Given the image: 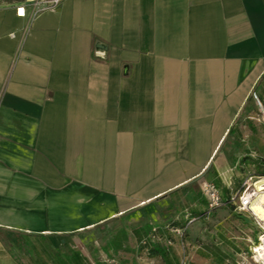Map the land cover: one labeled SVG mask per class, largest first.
<instances>
[{"label":"crops","instance_id":"0c3cea01","mask_svg":"<svg viewBox=\"0 0 264 264\" xmlns=\"http://www.w3.org/2000/svg\"><path fill=\"white\" fill-rule=\"evenodd\" d=\"M24 1L0 0V264L148 255L155 227L157 263L256 264L229 198L264 173V0Z\"/></svg>","mask_w":264,"mask_h":264},{"label":"built area","instance_id":"2783aa9c","mask_svg":"<svg viewBox=\"0 0 264 264\" xmlns=\"http://www.w3.org/2000/svg\"><path fill=\"white\" fill-rule=\"evenodd\" d=\"M63 0H26L18 7L21 14L25 15L28 8L34 13H42L47 11H55L59 8ZM202 191L208 201V214L213 213L224 202L222 189L214 181H204ZM261 195H264V175L256 173H248L243 181L240 190L232 194L229 201L235 206V210L239 213H247L255 220L260 229V234L256 241H253L249 247L251 260L256 264H264V220L259 218L254 212L252 203ZM173 231L180 232L179 229L171 228ZM153 241H161L164 237L161 235L158 227L153 228L151 235ZM106 261L108 259H105Z\"/></svg>","mask_w":264,"mask_h":264},{"label":"rangeland","instance_id":"374dc122","mask_svg":"<svg viewBox=\"0 0 264 264\" xmlns=\"http://www.w3.org/2000/svg\"><path fill=\"white\" fill-rule=\"evenodd\" d=\"M212 172L210 169H208V171L206 172V176L205 178L204 175L201 177V180H212L215 183H217L220 187L222 185L221 181L219 179H215L212 177ZM212 177V178H211ZM236 222L238 224H241L244 222L243 218H237ZM151 233V231H150ZM170 239V238H169ZM169 239L166 240H155L154 242L157 244L162 245L165 248H168V246H170L171 244L168 243ZM127 245H129L126 242ZM106 251V250H105ZM106 254H104L105 259H108L107 261L104 260V258L101 257L100 255V262H98V264H165L164 261H161L160 263H157L156 261H154L152 259V257L146 255V253L142 252L141 249L136 250V248L133 250L131 249H127V248H115L114 251H106ZM183 251L180 250V261L177 260V264H188V263H193L188 257L187 255L184 257L183 255ZM181 255V256H180ZM183 256V257H182ZM145 259V261H144ZM206 264H218L217 260H212L210 262H206Z\"/></svg>","mask_w":264,"mask_h":264},{"label":"trees","instance_id":"16d2710c","mask_svg":"<svg viewBox=\"0 0 264 264\" xmlns=\"http://www.w3.org/2000/svg\"><path fill=\"white\" fill-rule=\"evenodd\" d=\"M257 174V173H256ZM258 175H264V173H261V174H258ZM169 227H171V228H176L174 225H169ZM159 228V230H160V233H161V235H163L164 236V232H162V230H161V227H158ZM168 229V228H167ZM168 238H170V237H168ZM140 245H141V247L142 248H146V252L148 253V255L149 256H156V255H158V254H161V255H164L165 254V249H163L161 246L162 245H160V244H157V243H155L152 239H151V237H150V235L149 236H147V238L143 241V242H141L140 243Z\"/></svg>","mask_w":264,"mask_h":264},{"label":"bare ground","instance_id":"6f19581e","mask_svg":"<svg viewBox=\"0 0 264 264\" xmlns=\"http://www.w3.org/2000/svg\"><path fill=\"white\" fill-rule=\"evenodd\" d=\"M252 207L254 212L259 218L264 220V195L259 196L253 203Z\"/></svg>","mask_w":264,"mask_h":264},{"label":"snow or ice","instance_id":"6c2138e0","mask_svg":"<svg viewBox=\"0 0 264 264\" xmlns=\"http://www.w3.org/2000/svg\"><path fill=\"white\" fill-rule=\"evenodd\" d=\"M21 14H23V10H21Z\"/></svg>","mask_w":264,"mask_h":264}]
</instances>
